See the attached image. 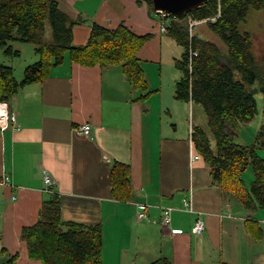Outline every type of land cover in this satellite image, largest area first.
<instances>
[{
  "label": "crops",
  "instance_id": "1",
  "mask_svg": "<svg viewBox=\"0 0 264 264\" xmlns=\"http://www.w3.org/2000/svg\"><path fill=\"white\" fill-rule=\"evenodd\" d=\"M55 1L77 22L73 45L87 42L93 22L151 34L137 51L150 94L139 99L145 92L116 65L86 67L67 54L42 81L18 88L8 109L19 129L0 130V260L15 255V264H40L28 258L20 230L35 223L42 201L56 196L62 221L101 225L102 264H147L159 257L170 264H264V209L245 208L214 184L195 152L196 107L175 99L179 76L168 64L162 68L164 53L182 48L156 27L157 15L139 0ZM21 76L19 70L16 80ZM84 123L90 136L73 131ZM113 162L130 167L128 201L111 196ZM43 172L55 182L52 193L43 190ZM140 206L147 219H137ZM163 207L171 208L167 229L160 226ZM198 217L204 228L197 235Z\"/></svg>",
  "mask_w": 264,
  "mask_h": 264
},
{
  "label": "trees",
  "instance_id": "2",
  "mask_svg": "<svg viewBox=\"0 0 264 264\" xmlns=\"http://www.w3.org/2000/svg\"><path fill=\"white\" fill-rule=\"evenodd\" d=\"M139 1L156 14L151 0ZM261 8L264 0H207L180 16L169 14L165 18L166 34L182 48L180 57L174 59V67L180 73L174 97L201 105L214 140L212 148L206 132L194 126L193 148L210 168L212 182L249 209H264V159L256 152L264 150V118L252 144L236 143L232 135L256 114L254 93L259 91L264 98V55L258 64L249 33L239 29L250 9ZM46 19L52 36L49 42L45 41ZM203 19L226 52L210 40L189 34L188 22ZM76 23L55 0H0V50L18 55L9 42H27L34 46L38 57L24 67L19 81L10 66L0 64V101L8 104L18 88L42 81L51 67L63 62L65 54L70 62L86 67L116 65L133 88L145 92L139 99L150 94L137 51L151 34H134L122 24L109 29L93 22L87 42L73 45L72 28ZM257 82L258 90L253 87ZM247 166L253 173L249 186L242 179ZM109 183L113 199H131L129 165L113 162ZM20 239L25 243L28 258L40 264H102L101 225L62 221L56 196L42 201L37 220L21 228ZM15 259V255H9L0 264H15ZM147 264L170 261L159 257Z\"/></svg>",
  "mask_w": 264,
  "mask_h": 264
},
{
  "label": "rangeland",
  "instance_id": "3",
  "mask_svg": "<svg viewBox=\"0 0 264 264\" xmlns=\"http://www.w3.org/2000/svg\"><path fill=\"white\" fill-rule=\"evenodd\" d=\"M155 21H156L155 25H157L156 27H158L157 20L155 19ZM239 29L241 31H247L249 33L251 44H252L251 50L258 64H260L261 59L264 55V8H261L258 10L250 9L246 15L245 20L239 24ZM192 32L194 34L199 35L200 37L204 39L214 42L223 52H226V48L223 45V43L218 39L216 35H214L212 32H210L207 29L205 22L195 25L194 28L192 29ZM51 40H52V36H51L50 26H49L48 20L46 19L45 20V41L49 42ZM9 45L11 46L13 50L18 51V55L6 54L3 52V50H0V59H3V61L5 62L4 63L3 61H0V64H5V65L8 64V66H10L13 69L14 77L18 79L17 75L19 74V70L23 72V69H24L22 67L24 66L23 64L27 66L35 62L38 57L36 53L34 52V46L31 43L11 41L9 42ZM180 53H181V50L180 52L178 51L177 53L175 49H172L169 51V53H167L166 56H165V53L163 55V60H166V62H164V64L162 65L163 70H165V65L168 64L169 68L171 69V72L176 74L177 77L180 76V73L179 71L175 69L174 63L172 62L171 58L172 57L177 58L178 56H180ZM34 57L36 58L32 59ZM169 61H170V64H169ZM21 67L23 69H21ZM258 84L259 82H257L253 86L254 88H256V90H258ZM254 99H255L256 108H257L256 114L254 115L251 121L240 124V128L232 135L233 141L236 143H240L244 145L252 144L254 142L255 135L260 125L262 124V121L264 118V115H263L264 98H263L262 93L259 91H256L254 93ZM193 105L196 107V109L193 111V120L194 122H197L195 123L197 124V126L200 125L203 129H205V131L207 132L209 136L211 147L214 148V140L212 138V135L209 133L206 127V117L203 113L201 105L197 103H193ZM256 152L260 158L264 159L263 149H257ZM252 178H253L252 169L250 166H247V168L242 173V179L246 186H249V183L251 182Z\"/></svg>",
  "mask_w": 264,
  "mask_h": 264
},
{
  "label": "built area",
  "instance_id": "4",
  "mask_svg": "<svg viewBox=\"0 0 264 264\" xmlns=\"http://www.w3.org/2000/svg\"><path fill=\"white\" fill-rule=\"evenodd\" d=\"M157 15V20H158V27L159 30L162 32H165V18L167 15H169L168 12L166 11H159L156 12ZM205 22V19L203 20H190L188 22V31L189 34H192V29L194 28L195 25L199 23ZM14 130L19 129V124L17 122V117L13 112H10L8 109V104L4 101H0V130L3 131L7 129L9 126ZM73 131L78 134V135H83V136H90V131H91V126L88 123H84L81 125H77L73 127ZM42 180H43V190L47 193H52V187L54 185V180L53 178L46 172H43L42 174ZM4 183H7V178H5ZM184 206L186 210L192 211L191 205L188 201H184ZM170 207H163L161 209V219H160V226L162 229H167L170 225ZM137 219H147L146 212H145V207L140 206V209L137 212ZM204 228V222L203 220L198 217L195 219L194 225L192 227V233L193 234H200ZM175 231L174 230H168V234H173Z\"/></svg>",
  "mask_w": 264,
  "mask_h": 264
},
{
  "label": "water",
  "instance_id": "5",
  "mask_svg": "<svg viewBox=\"0 0 264 264\" xmlns=\"http://www.w3.org/2000/svg\"><path fill=\"white\" fill-rule=\"evenodd\" d=\"M207 0H151L155 12L166 11L180 16L187 11L200 7Z\"/></svg>",
  "mask_w": 264,
  "mask_h": 264
}]
</instances>
